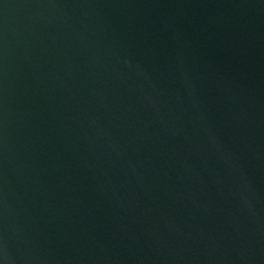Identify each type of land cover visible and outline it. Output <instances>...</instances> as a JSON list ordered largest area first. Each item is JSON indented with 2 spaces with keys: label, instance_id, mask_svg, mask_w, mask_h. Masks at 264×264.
Returning <instances> with one entry per match:
<instances>
[{
  "label": "water",
  "instance_id": "95a60500",
  "mask_svg": "<svg viewBox=\"0 0 264 264\" xmlns=\"http://www.w3.org/2000/svg\"><path fill=\"white\" fill-rule=\"evenodd\" d=\"M0 264H264V0H0Z\"/></svg>",
  "mask_w": 264,
  "mask_h": 264
}]
</instances>
